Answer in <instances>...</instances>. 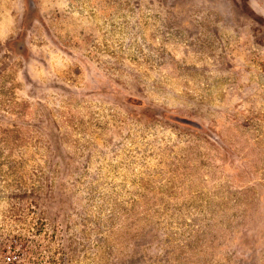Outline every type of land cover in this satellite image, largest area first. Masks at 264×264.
<instances>
[{"label": "rangeland", "instance_id": "374dc122", "mask_svg": "<svg viewBox=\"0 0 264 264\" xmlns=\"http://www.w3.org/2000/svg\"><path fill=\"white\" fill-rule=\"evenodd\" d=\"M0 264H264V0H0Z\"/></svg>", "mask_w": 264, "mask_h": 264}]
</instances>
